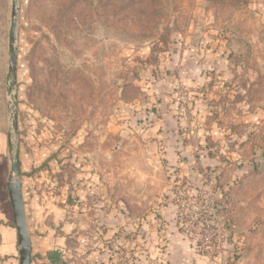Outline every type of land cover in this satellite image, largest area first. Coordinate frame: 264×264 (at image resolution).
I'll return each mask as SVG.
<instances>
[{
  "label": "rangeland",
  "instance_id": "obj_1",
  "mask_svg": "<svg viewBox=\"0 0 264 264\" xmlns=\"http://www.w3.org/2000/svg\"><path fill=\"white\" fill-rule=\"evenodd\" d=\"M18 6L14 134L0 0V161L9 139L43 151L31 172L73 192L66 264H264V0Z\"/></svg>",
  "mask_w": 264,
  "mask_h": 264
},
{
  "label": "crops",
  "instance_id": "obj_2",
  "mask_svg": "<svg viewBox=\"0 0 264 264\" xmlns=\"http://www.w3.org/2000/svg\"><path fill=\"white\" fill-rule=\"evenodd\" d=\"M18 155L32 256L46 264H66L61 244L68 237H64V233L60 228L57 230L55 224L61 221L66 212L65 207L74 206L71 204L76 202L73 192L70 190L66 198H62L63 195L53 196L43 187L48 170L31 175L33 168L41 166L46 153L37 150L31 155L20 147ZM10 175L7 176L6 162L0 161V264L2 261L6 264H17L19 259L18 235L8 191Z\"/></svg>",
  "mask_w": 264,
  "mask_h": 264
},
{
  "label": "water",
  "instance_id": "obj_3",
  "mask_svg": "<svg viewBox=\"0 0 264 264\" xmlns=\"http://www.w3.org/2000/svg\"><path fill=\"white\" fill-rule=\"evenodd\" d=\"M19 6L18 0H12L11 24L9 29V66L7 73V93L10 96V107L12 110V130L18 134V116L16 112V95L14 93L17 82V26H18ZM12 134V132H10ZM17 145L9 139V154L11 161V175L8 181V191L13 207L14 224L18 235L19 262L20 264H31L32 243L28 229L25 202L22 189V172Z\"/></svg>",
  "mask_w": 264,
  "mask_h": 264
},
{
  "label": "trees",
  "instance_id": "obj_4",
  "mask_svg": "<svg viewBox=\"0 0 264 264\" xmlns=\"http://www.w3.org/2000/svg\"><path fill=\"white\" fill-rule=\"evenodd\" d=\"M20 162V161H19ZM38 168H35V170L37 171ZM35 174V171L31 172V175ZM34 262V257L32 256V260H31V264H33Z\"/></svg>",
  "mask_w": 264,
  "mask_h": 264
}]
</instances>
